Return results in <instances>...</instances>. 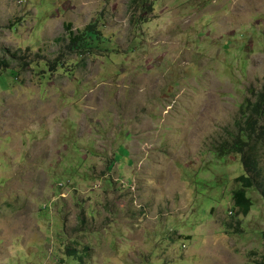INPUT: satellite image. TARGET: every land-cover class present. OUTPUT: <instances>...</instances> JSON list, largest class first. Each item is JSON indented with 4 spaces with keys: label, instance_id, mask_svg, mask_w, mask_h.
<instances>
[{
    "label": "rangeland",
    "instance_id": "rangeland-1",
    "mask_svg": "<svg viewBox=\"0 0 264 264\" xmlns=\"http://www.w3.org/2000/svg\"><path fill=\"white\" fill-rule=\"evenodd\" d=\"M133 1L0 0V54H19L0 77V264H251L263 252L262 194L249 189L237 215L241 157L215 147L264 87V0ZM93 22L108 50L69 53L64 25Z\"/></svg>",
    "mask_w": 264,
    "mask_h": 264
},
{
    "label": "trees",
    "instance_id": "trees-1",
    "mask_svg": "<svg viewBox=\"0 0 264 264\" xmlns=\"http://www.w3.org/2000/svg\"><path fill=\"white\" fill-rule=\"evenodd\" d=\"M133 2L142 8L148 7L149 9L152 6L151 0H134ZM64 28L67 32L66 48L68 52L76 54L82 59L97 56L99 51L108 50L107 46H110V41L102 35L95 22L79 31H73L71 24H65ZM5 53V56L0 54V77L4 72L12 71V62L19 59L18 51L12 52L9 49ZM54 68L63 70V63L58 59L55 60L50 65L51 70ZM16 75L13 73L14 79ZM249 94L250 96L246 97L240 105L236 134L233 135L231 141H225L215 147V152L219 157L230 155L241 157L246 174L235 179L238 188L232 192V198L236 214L243 216H247L253 207L252 199L247 196L249 189H257L264 199V172L261 166L264 155V87L258 92L254 88H249ZM75 170L77 169H71L68 172H75ZM261 240L263 252L257 255L251 264H264V231L261 233ZM77 251L68 249V255L74 257L78 254Z\"/></svg>",
    "mask_w": 264,
    "mask_h": 264
}]
</instances>
